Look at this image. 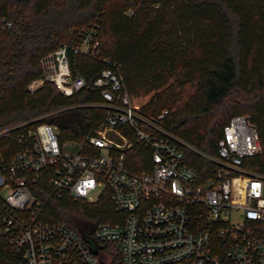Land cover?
<instances>
[{"label": "built area", "instance_id": "built-area-1", "mask_svg": "<svg viewBox=\"0 0 264 264\" xmlns=\"http://www.w3.org/2000/svg\"><path fill=\"white\" fill-rule=\"evenodd\" d=\"M0 26L9 22L0 17ZM95 29L92 22L77 39L43 53L27 88L48 81L66 96L81 89L85 81L70 70L66 51L97 55ZM91 85L100 100L87 104L105 114L85 145L59 143L56 128L41 122L19 132L18 147L0 159V237L22 263L108 264L117 250L119 264H264V176L242 166L260 149L247 116L231 115L214 152L200 153L208 162L200 177L183 152L197 149L165 125L166 108L149 113L132 106L117 65L102 67ZM133 144L136 155L147 153L137 170L126 167ZM37 177L56 196L93 202L106 192L115 218L97 223L87 237L43 221L44 202L29 188Z\"/></svg>", "mask_w": 264, "mask_h": 264}, {"label": "trees", "instance_id": "trees-1", "mask_svg": "<svg viewBox=\"0 0 264 264\" xmlns=\"http://www.w3.org/2000/svg\"><path fill=\"white\" fill-rule=\"evenodd\" d=\"M0 17L9 22L0 26V159L18 147L19 132L41 122L56 128L59 143L85 145L84 136L105 114L104 107L87 104L100 100L91 80L114 63L133 107L167 109L165 125L197 149L183 152L200 177L208 165L200 153L214 152L234 114L254 124L260 148L242 166L264 176V0H0ZM92 22L97 55L66 51L70 70L85 85L69 96L48 81L28 89L40 56L77 39ZM146 162L147 153L138 156L131 145L126 167ZM29 188L44 202L43 221L61 222L82 237L117 213L106 192L93 202L56 196L45 177ZM0 264H23L2 237ZM108 264H119L117 250L109 252Z\"/></svg>", "mask_w": 264, "mask_h": 264}]
</instances>
